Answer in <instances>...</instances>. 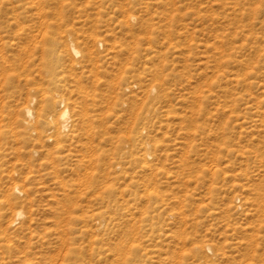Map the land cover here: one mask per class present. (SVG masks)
I'll use <instances>...</instances> for the list:
<instances>
[{"label":"rangeland","instance_id":"obj_1","mask_svg":"<svg viewBox=\"0 0 264 264\" xmlns=\"http://www.w3.org/2000/svg\"><path fill=\"white\" fill-rule=\"evenodd\" d=\"M0 197V264H264V0H0Z\"/></svg>","mask_w":264,"mask_h":264},{"label":"bare ground","instance_id":"obj_2","mask_svg":"<svg viewBox=\"0 0 264 264\" xmlns=\"http://www.w3.org/2000/svg\"><path fill=\"white\" fill-rule=\"evenodd\" d=\"M75 51V53H76V50H73V52ZM237 62H241L242 63V61H238V60H236ZM237 77L235 78V77H233V78H235L236 79V83H238V75H236ZM235 79H233V81L235 80ZM259 85H261V84H259ZM263 86V85H262ZM249 94H252V93H249ZM254 96V95H253ZM253 96H250V97H253ZM256 96V95H255ZM254 96V97H255ZM258 96V95H257ZM52 98V97H51ZM64 100V99H63ZM63 100L62 99H59L58 101H56L58 104H62L63 103ZM254 100H256V101H258L257 99H255L254 98ZM11 101V100H10ZM252 101H253V99H252ZM55 102V103H56ZM247 102V101H246ZM255 102V101H254ZM248 103V102H247ZM257 103V102H256ZM261 103V102H260ZM46 104H48V107L51 109L52 108V106H53V103L52 102H50V101H47V103ZM59 106H61V105H59ZM66 106V105H65ZM246 109H252V108H250V107H248V106H246L245 107ZM8 110V109H7ZM249 111V110H248ZM58 114H57V117H56V119L55 120H53V116L54 115H48L47 117V119H49L50 121H49V126H50V128L49 129H51V130H53V132L55 133V134H58L59 135V129H66L67 127H68V125H69V123H70V120H69V116H68V111H67V109H62V110H60L59 112L58 111H56ZM25 114H27L28 115V117H30L31 116V110L29 109V108H26L25 109ZM56 115V114H55ZM9 116V115H8ZM33 118V117H32ZM8 119V118H7ZM9 119H10V116H9ZM8 119V120H9ZM11 120V119H10ZM73 121V120H72ZM9 124H11L10 122H9ZM9 127V126H8ZM69 131V130H68ZM64 133V132H63ZM141 156V158L142 159H145V158H147V157H150V153L148 152V151H146L145 149H143V152L140 154ZM146 164V163H145ZM12 185V184H11ZM16 187V186H15ZM11 188V187H10ZM7 190H9V189H7ZM17 190V189H16ZM15 191V190H14ZM18 191V190H17ZM16 191V192H17ZM6 193V192H5ZM8 194V193H7ZM8 196V195H7ZM6 196V194H4V197H7ZM0 198H2V197H0ZM6 200V199H5ZM8 201V200H7ZM7 201H6V203H7ZM15 215H16V217L17 218H20V217H22V215H23V213H22V211L21 210H16V212H15ZM0 217H1V215H0ZM3 224V223H2ZM1 228V227H0ZM4 230V229H3ZM6 233V232H5ZM4 238V237H3ZM8 239V238H7ZM6 242V244H7V240L5 241ZM9 245H11V244H9ZM114 246L116 247L117 246V248L119 249V250H121L122 248H123V244L121 243V242H119V243H116V244H114Z\"/></svg>","mask_w":264,"mask_h":264}]
</instances>
